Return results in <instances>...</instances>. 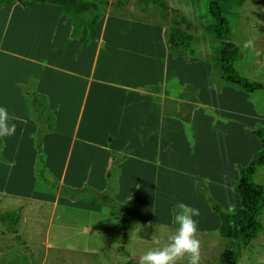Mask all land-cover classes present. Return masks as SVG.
Masks as SVG:
<instances>
[{
  "label": "rangeland",
  "instance_id": "rangeland-1",
  "mask_svg": "<svg viewBox=\"0 0 264 264\" xmlns=\"http://www.w3.org/2000/svg\"><path fill=\"white\" fill-rule=\"evenodd\" d=\"M210 1H164L189 24L168 14L161 20L144 0L105 12L98 5L65 24L57 6L0 12V20L8 17L0 41V107L16 117L10 120L15 134L0 139V214L18 211L0 220V264H138L154 247L155 232L161 246L175 232L177 202L200 210L201 264H218L231 241L218 236L212 205L239 208L234 186L238 169L260 149L251 131L264 125V94L218 81L219 42L206 32ZM218 8L227 40L241 54L234 70L264 84V0H226ZM170 26L191 34L185 51L191 59L170 54L162 34ZM71 28L75 35L67 40ZM95 48L92 80L60 70L88 72ZM28 56L55 60L58 68ZM32 84L33 102L23 96ZM160 85L184 102L173 109ZM151 96L175 116L158 123L147 110ZM196 104L213 110V132L195 115ZM252 182L264 188V165ZM257 219L264 227V208ZM235 264H264V231L240 249Z\"/></svg>",
  "mask_w": 264,
  "mask_h": 264
},
{
  "label": "trees",
  "instance_id": "trees-1",
  "mask_svg": "<svg viewBox=\"0 0 264 264\" xmlns=\"http://www.w3.org/2000/svg\"><path fill=\"white\" fill-rule=\"evenodd\" d=\"M126 1L116 0L108 3L107 0H0V8L13 2L19 5L37 2L57 6L64 15L79 17L87 15L93 7L98 8V5L101 6L99 9L102 8L104 9L103 12H105L117 4L120 6L125 5ZM144 1L147 3V6L155 5L158 8L161 20L165 19L168 14L181 24H189L186 18L180 15L178 11L168 8L163 0ZM225 1L211 0L207 8L212 23L206 27V32L212 33L214 38L219 42L220 48L219 55L215 58V65L218 70V81L224 86L238 89L247 94H253L255 92H262L264 94V84L257 81H249L239 76L234 70L233 64L240 60L241 54L238 47L227 40V22L222 17L218 8V4ZM164 40L167 48L171 52L177 55H184L185 51L190 48L192 36L186 30L170 26L164 31ZM216 90H220L218 85L216 86ZM251 134L258 139L260 149L253 154L247 166L238 169V178L234 186V192L239 198V208L235 212L229 213L220 209L218 205H212V209L219 221L217 228L218 236L231 241L230 248L220 253L218 264H235L240 249L264 231V227L257 219V216L264 208V188L252 182L256 168L264 165V126L252 130ZM37 160L42 163L40 155ZM17 212L2 213L0 214V220L5 221L11 214L15 215ZM114 218L116 220L119 219L117 212H114ZM126 220L122 219L120 222L122 243L126 240Z\"/></svg>",
  "mask_w": 264,
  "mask_h": 264
},
{
  "label": "clouds",
  "instance_id": "clouds-1",
  "mask_svg": "<svg viewBox=\"0 0 264 264\" xmlns=\"http://www.w3.org/2000/svg\"><path fill=\"white\" fill-rule=\"evenodd\" d=\"M249 41L244 46L249 47ZM15 116L9 115L7 108L0 107V139L11 137L16 132V124L10 123ZM235 205L230 204L228 211L233 212ZM177 228L161 246L156 232L151 236L154 247L139 257L138 264H177L185 260L186 264H201V242L197 237L200 210L184 202H177L172 208ZM148 227H151L149 225Z\"/></svg>",
  "mask_w": 264,
  "mask_h": 264
},
{
  "label": "crops",
  "instance_id": "crops-1",
  "mask_svg": "<svg viewBox=\"0 0 264 264\" xmlns=\"http://www.w3.org/2000/svg\"><path fill=\"white\" fill-rule=\"evenodd\" d=\"M165 1V0H164ZM107 2L108 3H110V2H112L111 0H107ZM36 4H40V5H36ZM35 6H37V7H40V8H46V7H42V6H50L49 4H41V3H37V2H30V3H26V4H24V5H19V4H17V3H9V4H6V5H4V6H2L1 8H0V10H2V11H0V12H2L1 14H3V12L5 13V12H7L6 13V15L7 14H9L10 12H12L13 10H16L17 8H19V10H29L30 11V9L32 8H35ZM52 6V5H51ZM170 9H172V8H170ZM10 11V12H9ZM1 16V15H0ZM3 21H2V19L0 20V41H1V33H2V31H3V29H4V24H5V21H6V19L8 18L7 16H5L4 17V15H3ZM58 18H61L62 20H63V22H61L62 24H65V22L67 21V20H71V17L68 15H64L62 12L58 15ZM35 20H36V22L38 21V20H42V18H40L39 16L37 17V18H34ZM58 21V20H57ZM27 22L28 21H26L24 24H27ZM59 22V21H58ZM57 23V22H56ZM60 23V22H59ZM37 26H38V23L35 25V23L33 24V28L34 29H36L37 28ZM105 26V24L104 23H102V27H104ZM164 28H165V26H164ZM38 29V28H37ZM163 29V28H162ZM38 31H40V30H38ZM164 31H165V29H164ZM163 34V40H164V32L162 33ZM37 35V34H36ZM73 35H75V33H74V30H73V28H71L69 31H67L66 32V37H67V40L69 39V38H72V36ZM37 38H38V35L35 37V40H37ZM124 40V39H123ZM85 41H86V38H85V35H84V37H83V39L81 40V42H80V45L82 46V47H84V44H85ZM96 40L95 39H93V42H95ZM165 41V40H164ZM96 44L97 45H99V46H102L103 45V43L102 42H100L99 41V38L97 39V41H96ZM78 49H81L82 50V48H80V47H78ZM168 49V48H167ZM51 50H53V52H55L54 50H56V48L54 47V46H52L51 47ZM117 50H121V52H126L127 50L126 49H120L119 47L117 48ZM170 53V52H169ZM172 56H174V57H184V59L185 60H189V59H191V57L192 56H185V54L184 55H177V54H175V53H170ZM78 55V54H77ZM74 56V62H76V61H78V56ZM97 55H98V49L97 48H95V50H94V52H93V55H92V61H91V63H90V67H89V70H88V72H80L79 70H73V71H67L68 69H64V68H60V70L61 71H63V72H66L67 74H69L71 77H73V78H75L76 80H79V79H82V78H85L86 76H87V79L88 80H92V78H93V74H94V71H93V65H94V61H95V59L97 58ZM28 58L30 59V60H36V61H38V63L41 65V66H47V67H49V68H52V69H56V68H58L57 66H55V60L54 61H51V62H47L43 57H36V58H34V57H32V56H28ZM86 73V74H85ZM173 82L176 84V85H178V83L176 82V81H174L173 80ZM212 86H213V84H212ZM165 87V88H164ZM177 88L179 89H177V91H176V93L178 92V91H181L180 89L182 88V87H180V85L179 86H177ZM36 90H37V85H35V84H32L30 87H29V89H27L24 93H23V96H25V97H30V95H32V102L34 101V97L36 96L35 94H36ZM159 90H160V96H161V99H169V100H172L173 102H172V107H173V109H175V108H178V104H180L182 101L184 102V100H179L178 98H176L175 97V95L176 94H174L173 96H166V86H163V85H160L159 86ZM175 91H174V93H175ZM35 95V96H34ZM150 102H149V104H148V106H147V110H150L151 111V113L153 114V116L157 119V121H158V123H164L167 119H168V117H171V116H175V112H173L172 114L171 113H166L165 111H164V103H163V100H161V102H158V101H154V100H152V96L150 97ZM193 101H195V100H193ZM193 103V102H192ZM195 107H197V108H199L200 106H201V108L200 109H198L196 112H194V113H196L195 115L197 116V117H199V119H200V123H202V122H205V124H206V127L210 130V131H212L213 132V124H214V120H213V114H214V112H213V110L212 109H210L209 107L207 108V107H205L204 105H200L199 107L197 106V104L196 105H194ZM174 111V110H173ZM194 111V110H193ZM208 111H210V112H208ZM149 111H147V113H148ZM207 114V115H206ZM209 115V116H208ZM208 116V117H207ZM197 117H194V118H197ZM193 118V117H192ZM192 118H190V121H189V123L190 122H192L191 124L193 125V122L195 121V119L193 118V120H192ZM264 122V121H263ZM264 126V125H263Z\"/></svg>",
  "mask_w": 264,
  "mask_h": 264
}]
</instances>
